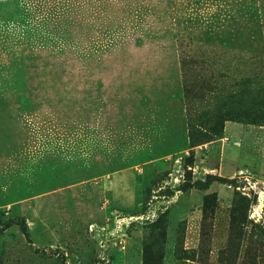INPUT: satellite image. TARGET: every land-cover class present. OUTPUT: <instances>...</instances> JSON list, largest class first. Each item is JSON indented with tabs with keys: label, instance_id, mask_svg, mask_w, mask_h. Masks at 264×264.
<instances>
[{
	"label": "rangeland",
	"instance_id": "374dc122",
	"mask_svg": "<svg viewBox=\"0 0 264 264\" xmlns=\"http://www.w3.org/2000/svg\"><path fill=\"white\" fill-rule=\"evenodd\" d=\"M144 256L264 264V0H0V264Z\"/></svg>",
	"mask_w": 264,
	"mask_h": 264
},
{
	"label": "trees",
	"instance_id": "16d2710c",
	"mask_svg": "<svg viewBox=\"0 0 264 264\" xmlns=\"http://www.w3.org/2000/svg\"><path fill=\"white\" fill-rule=\"evenodd\" d=\"M215 180H219L221 182L226 181L224 178L219 177V176H207L203 181H200V182H187L184 188L206 189ZM159 227L162 228L161 225ZM143 263L144 264H156L158 263V260H156V262L149 261V258L144 256Z\"/></svg>",
	"mask_w": 264,
	"mask_h": 264
}]
</instances>
